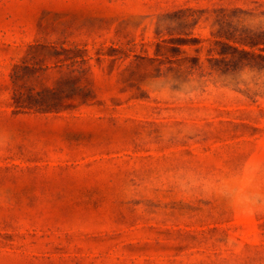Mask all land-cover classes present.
<instances>
[{"label": "rangeland", "instance_id": "374dc122", "mask_svg": "<svg viewBox=\"0 0 264 264\" xmlns=\"http://www.w3.org/2000/svg\"><path fill=\"white\" fill-rule=\"evenodd\" d=\"M0 264H264V0H0Z\"/></svg>", "mask_w": 264, "mask_h": 264}]
</instances>
